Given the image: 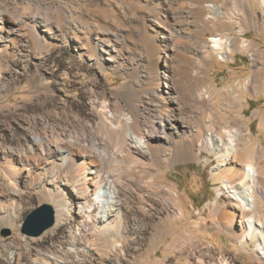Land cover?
<instances>
[{
  "label": "rangeland",
  "instance_id": "374dc122",
  "mask_svg": "<svg viewBox=\"0 0 264 264\" xmlns=\"http://www.w3.org/2000/svg\"><path fill=\"white\" fill-rule=\"evenodd\" d=\"M197 1H175L185 23L169 24L175 53L166 60L163 52L166 59L156 66L159 44L141 19L120 21L125 48L116 60L97 31L94 51L78 40L77 31L88 25L98 30L94 14L106 0H0V264H51L50 257L61 261L64 252L77 255L62 264H259L258 241L238 239L220 224L218 206L230 201L213 176L214 150L200 152L196 146L192 156L171 160L149 152L130 155L99 131L109 111L123 123L138 113L141 128L150 127L164 110L156 101L155 81L165 71L178 91L181 128L203 127L205 135L236 129L240 151L247 149L264 175V0H210L216 13ZM64 139L83 152L114 153L113 159L102 156L104 173L119 176L124 189L111 217L120 229L107 238L84 231L90 248L77 253L71 241L82 236L77 234L82 221L90 224L91 193L80 194L68 166L58 179L43 168L17 175L10 169L12 159L30 154L34 162L33 156ZM15 180L20 189L8 196ZM263 180L255 207L264 219ZM58 187L66 188L59 201L65 216L39 236L27 234L25 220L34 209L44 203L59 209L58 200L49 197Z\"/></svg>",
  "mask_w": 264,
  "mask_h": 264
},
{
  "label": "bare ground",
  "instance_id": "6f19581e",
  "mask_svg": "<svg viewBox=\"0 0 264 264\" xmlns=\"http://www.w3.org/2000/svg\"><path fill=\"white\" fill-rule=\"evenodd\" d=\"M175 1L178 0H130V6H127L122 0L119 6L117 0H106L105 6L94 14L97 17L98 30L94 29L96 25H88L87 28L85 27L80 32L77 31L76 36L84 47L94 51L96 46L93 42V36L98 32L96 38L104 43L103 45L105 46V51L109 54V58L116 60L125 48V34H121L123 25L120 21L128 19L130 20L128 23H131L134 19H141L147 32L150 33V30H153L154 33H150L153 43L160 45L158 41L162 40V38L167 41L164 47H159V45L156 47L158 60H156V66H159V62L166 59V53L168 56L166 60H170L175 53L177 42H174V35L170 25L172 28V24L181 25L185 23V19H181L183 10L181 11L180 8L176 7ZM213 2L215 1L198 0L197 4H202L204 8L208 9L209 13H216L217 9L213 6ZM205 18L208 20L210 17L206 15ZM216 41L218 42L217 39ZM155 83L160 89H157L156 101L164 106V110L156 115L150 127L145 130L141 128L138 113L135 116H125L126 122L123 123L121 121L116 122L117 113L109 111L100 122L99 131L114 143L118 151H126L130 155L133 152H138L142 155H146L149 152V154L151 153L158 157L167 155L169 160H171L180 157L187 158L190 154L192 156L197 147L200 152L202 148L214 150L218 164L215 167L213 176L217 182L221 183L220 188L222 191H220V195L224 196L223 194H227V198L230 201V203L217 205L219 207L220 224L235 232L238 239L257 240L258 263L264 264V219L258 215L255 207L256 192L261 189L258 183H261L259 181L263 180L264 175H262L259 166L257 167L255 161H253L251 153L247 149L240 151L237 146L239 143L237 141L238 131L226 128L221 130L218 128L219 131H217L213 130L214 127L213 131L205 135L206 131L204 133L203 127L193 130L195 126L192 127L190 124L184 123L186 127L181 128V122H184V117L180 114L182 107L178 91L175 88L174 78L165 71L162 75L161 72H158ZM163 86L167 89L163 88ZM200 98L206 99L204 96ZM113 154H109L105 148L97 149L96 152H83L73 140L64 139L58 143L56 148L47 147L45 154L40 153V155L33 156L34 162L30 154H23L22 156H25L24 159L14 158L11 160L10 169L16 175L20 173V170L30 169L36 171L37 168H43L45 171H52L53 178L58 179L60 178L59 171L62 167L68 166L73 171L72 178L74 182L81 188L80 194L85 197L91 193L92 202L90 201L91 203L89 206L87 205L86 209V217L90 224H85L82 221L81 227L77 232V234L82 236H77L71 241L76 253L80 248H90L87 242H83V235L86 233L84 231L93 230L98 236L107 238V232H111L114 229L119 230L121 227L120 223L112 221L111 217L114 216L116 210H119L118 206L121 204L119 198L122 190L124 191L123 181L119 176L105 174L102 161V156H105L106 159H113ZM49 157H53L52 163H48L46 160ZM45 160L47 163H45ZM17 162L22 163L21 169H19ZM38 174L39 172H35L36 176ZM13 185L15 189L8 196L17 194V190L20 189L18 180H15ZM64 196H66V188L64 187H58L55 193L50 190V199L56 198L59 202ZM59 203L56 218L61 220L66 212L65 206L61 202ZM203 239L201 238V240ZM63 255L64 260L59 261L52 256L49 262L51 264L53 262L62 264L60 262L68 261L77 254L64 252ZM217 262L219 261H216L215 264H223Z\"/></svg>",
  "mask_w": 264,
  "mask_h": 264
},
{
  "label": "water",
  "instance_id": "95a60500",
  "mask_svg": "<svg viewBox=\"0 0 264 264\" xmlns=\"http://www.w3.org/2000/svg\"><path fill=\"white\" fill-rule=\"evenodd\" d=\"M56 222V212L53 205L44 203L28 214L24 231L33 236L41 235Z\"/></svg>",
  "mask_w": 264,
  "mask_h": 264
}]
</instances>
